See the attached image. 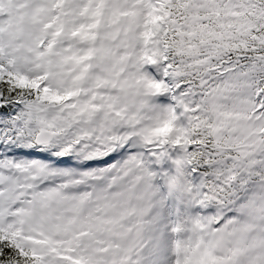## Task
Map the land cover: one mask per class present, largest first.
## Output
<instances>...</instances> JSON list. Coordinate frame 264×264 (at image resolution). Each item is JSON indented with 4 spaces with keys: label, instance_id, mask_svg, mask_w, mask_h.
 <instances>
[{
    "label": "snow or ice",
    "instance_id": "1",
    "mask_svg": "<svg viewBox=\"0 0 264 264\" xmlns=\"http://www.w3.org/2000/svg\"><path fill=\"white\" fill-rule=\"evenodd\" d=\"M0 264H264V0H0Z\"/></svg>",
    "mask_w": 264,
    "mask_h": 264
}]
</instances>
